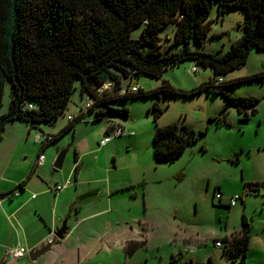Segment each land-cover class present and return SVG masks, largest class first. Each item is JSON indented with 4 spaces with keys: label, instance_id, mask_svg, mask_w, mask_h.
I'll list each match as a JSON object with an SVG mask.
<instances>
[{
    "label": "rangeland",
    "instance_id": "rangeland-1",
    "mask_svg": "<svg viewBox=\"0 0 264 264\" xmlns=\"http://www.w3.org/2000/svg\"><path fill=\"white\" fill-rule=\"evenodd\" d=\"M217 9L214 2L208 36L201 45H194L196 50L223 53L240 37L241 12L232 10L220 19ZM141 29L142 25L134 28L131 37L137 38ZM173 34V24L164 26L159 32L160 49L164 54L181 49L180 45L172 44ZM251 55L240 69L221 75L222 80L229 81L231 74L237 76L247 72L249 63L264 70L257 62V54L252 52ZM192 67L196 68L195 73L190 71ZM211 77L210 69L188 60L168 67L160 78L139 75L131 80L123 77L119 80L122 90L135 86L149 92L159 87L163 80L189 91ZM74 87L66 109L55 120L32 125L29 132L23 124H11L0 136V143L4 145L0 157L14 164L13 171L0 177V188L8 183L7 180L17 177L15 169L33 163L42 150L43 164L33 171L35 183L42 186L33 184L31 194L35 199L28 203L41 205L40 215L31 212L40 227L44 225L40 218L48 221L54 209V195L47 185L55 181H71L70 188L56 195V214L61 216L57 229L63 222L67 227L75 219L100 213L91 230L86 231L81 225L74 233L69 241L71 247L81 242L82 249L78 258L72 254L64 264H264V79L237 83L228 89L235 96H250L252 92L259 99L256 113H249L246 120L234 107H228L222 114L226 100L221 94L212 92L202 91L190 96L118 97L89 111L86 105L93 100L80 92L79 81ZM10 90L6 82L1 112L7 110ZM154 106L162 112L155 120L149 115ZM124 108L127 114L122 111ZM97 110H102L104 117H98ZM69 116L79 118L67 128ZM222 117L228 124L209 121V118ZM170 123L189 126L195 131L207 130L173 161L157 162L152 151L154 126ZM112 125L123 127L120 137H113L109 132ZM107 132L111 141L100 145L108 136ZM44 135L56 139L43 146L36 136L43 138ZM64 150L67 152L62 166L56 170L53 163ZM75 153L82 159L77 162L78 172L74 173ZM77 173L79 183L74 184ZM245 180L246 185L257 184L256 194L243 195ZM109 187L115 192L107 201L105 192ZM215 188H220L226 196L240 193L242 202L238 200L231 208L218 204L212 199ZM94 191L98 192L95 196L79 200L83 194ZM242 216L249 224V245L246 258L239 262L233 261L221 247H216L215 241L241 230ZM103 220L109 221L108 226H100ZM11 239L27 250L21 232L12 234ZM129 240H145V244L127 255L125 242ZM52 251L42 254L39 263L51 264L45 259L51 257ZM27 254L23 261L29 263Z\"/></svg>",
    "mask_w": 264,
    "mask_h": 264
},
{
    "label": "trees",
    "instance_id": "trees-1",
    "mask_svg": "<svg viewBox=\"0 0 264 264\" xmlns=\"http://www.w3.org/2000/svg\"><path fill=\"white\" fill-rule=\"evenodd\" d=\"M214 2L218 6L217 18L232 10H239L243 18L238 24L240 37L225 52L216 54L196 50L194 46L201 45L208 36ZM168 24L174 26L172 44L181 49L164 54L159 32ZM138 25H142L141 32L133 39L131 33ZM251 51L264 53V0H0V136L13 121L33 128L32 125L55 120L66 109L76 81L80 92L93 100L89 111L118 97L190 96L206 91L225 98L222 114L234 107L246 120L249 113H256L259 99L235 96L228 89L237 83L264 79V73L229 81L222 80L221 75L244 66ZM188 60L210 69L212 77L189 91L163 80L149 92L139 87L135 91L120 88V77L160 78L168 67ZM6 82L11 89L10 101L7 110L1 112ZM122 111L127 114L125 108ZM161 113L154 106L149 115L155 120ZM96 115L104 117V112L97 110ZM78 118L70 121L67 128ZM213 120L217 125L227 123L223 117L209 118L210 122ZM114 126L119 125H112L110 130ZM206 130L195 131L176 123L155 124L154 160L173 161ZM55 139L51 136L49 142L41 144L47 146ZM201 150L204 151L203 146ZM256 186L245 184L249 192H256ZM16 189H22V185ZM241 222V230L215 241L233 261L239 262L244 261L248 251L249 224L244 217ZM144 244L145 240H129L125 242V252L131 255Z\"/></svg>",
    "mask_w": 264,
    "mask_h": 264
},
{
    "label": "crops",
    "instance_id": "crops-1",
    "mask_svg": "<svg viewBox=\"0 0 264 264\" xmlns=\"http://www.w3.org/2000/svg\"><path fill=\"white\" fill-rule=\"evenodd\" d=\"M252 52H255L257 54V62L263 66V64H264V53L263 52L251 51L249 56H248L247 61L250 58H252L251 57ZM247 66H249V70L247 72L240 74V75H237V76H234L231 74L230 80L235 79V78H239V77L250 76V75L256 74V73H264L263 69L257 68V66H254L252 63H249ZM248 95L253 96L254 94H252V92H251ZM15 123L23 124L25 129L28 130V132L31 130L29 125H27L26 123L20 122V121L10 122L5 126V128H8V126H10L11 124H15ZM5 128H4V130H5ZM10 128H12V127H10ZM9 130H10L9 132L11 133L12 129H9ZM27 134H29V133H27ZM101 141H100V143H101ZM128 141H130V140H128ZM108 143H106V144H108ZM3 146L4 145L2 143H0V154L3 153ZM44 148L45 147H43L42 149H44ZM41 151H40V153H41ZM203 152H205V148H204ZM77 154L78 153H75V157L77 159H75V163H74L75 164V168L73 169L74 173L78 170V169H76V167L78 168L77 162L78 161L81 162V159H82V156L77 155ZM37 157H36V159H37ZM36 159L33 163H29L28 165L22 166V167L19 166V168L15 169L17 177L12 179L11 181L7 180L8 183L6 185H4L2 188H0V197L2 198V199H0V264H9L10 260H11L10 264H40L39 258L42 255L40 257H38L35 261H30L28 258L29 263H26V261H23L24 257L26 255H24L20 259H12L9 256L5 255L6 250H10V249L17 247V246L23 248L21 243L14 242L11 239L12 234L16 235V233L19 234L20 232L22 233V240L27 244V250L26 249L25 250L28 251V253L32 249H38L40 246L45 245L48 241H53V243H52V245L48 251H51V250H54V251H52L51 257H47L45 259V262L55 264V263H58L61 261L62 264H64L67 262L68 257L72 254L78 258L80 255V251L82 249V246H81L82 243L77 242V244H75L74 246L71 247V243L69 242L70 239L73 238L72 236L74 235V233L76 231H78V229L81 225H83L84 230H86V231L91 230L94 227V225L97 224L95 219H97V217L100 216L99 215L100 213L98 212V213L89 214L88 216L81 218V219H78V220L75 219L74 223L71 226H67V231H66V234L64 235L63 239L57 240L54 237V232L57 230V228H56L57 222L59 219H61V216L58 217L56 214V206L58 203V197L56 195L58 193L62 192L63 190L71 187L70 179H65V180H62V182L55 181L53 183V185H51V184L47 185L49 192L54 195V197L52 198V200L54 201L53 202L54 209H53V211L51 210V217L49 218L48 221L45 218H40L44 224L43 227H40L32 218L31 212H33V214L38 213L40 215L41 205L35 203L31 206V204H28L30 202V200L35 199L34 194H31V189L33 188V184H36L35 183L36 181H34L35 177H33V171L34 170L36 171L37 167L39 166V165H36ZM3 162H4L3 158L0 157V177H3V175L8 174L9 171H13V169H14V164L12 163V160L8 159V160H5L4 163ZM66 183H68V184L62 191H60L58 193H55L52 191V187L54 185H56V184H59V185L64 184L65 185ZM76 183H79L78 173L75 176V183L74 184H76ZM246 183L247 182L245 180L244 185ZM19 184L22 185V189L18 190V196H16V197L15 196H9L8 194L11 191H13L15 189V187ZM36 185L42 186L39 183ZM244 189H245V186H243V189H242L243 193H244ZM100 191H101V188L98 192L100 193ZM114 192L111 190V187L106 189L105 199L107 201H110L111 196L113 195ZM217 192H219L221 194V197L219 200H216L214 197L215 193H217ZM235 194L240 195V193L235 192V193H232V194H229L228 196H226L221 192L220 188H215L213 190L212 199H213V201H216L218 204L225 205V206L229 207V197L232 195H235ZM239 202H242V199H240ZM229 208H231V207H229ZM87 209H89V208L87 207ZM30 217L32 218V223L29 222ZM242 217H244V216H242ZM241 221H242V219H241ZM108 223H109V221L107 222V221L103 220L101 222L100 226H104V225L108 226ZM241 224H242V222H241ZM88 235H89V233H88ZM223 237H225V236H223ZM223 237H221V238H223ZM248 239H249V235H248ZM248 245H249V240H248ZM218 248H220V247H218ZM44 264H46V263H44Z\"/></svg>",
    "mask_w": 264,
    "mask_h": 264
},
{
    "label": "built area",
    "instance_id": "built-area-1",
    "mask_svg": "<svg viewBox=\"0 0 264 264\" xmlns=\"http://www.w3.org/2000/svg\"><path fill=\"white\" fill-rule=\"evenodd\" d=\"M264 66V64H263ZM190 71L192 73H195L196 72V68L192 67L190 69ZM219 81H221V79H219ZM104 87H108V85H105ZM136 90V87L135 86H132L130 88V91H135ZM90 106V102L87 103L86 105V108H88ZM75 117L74 116H69L68 117V120L69 121H72ZM109 132L112 133V136L113 137H120L122 134H123V128L122 127H119V126H114L112 128V130H110ZM41 139V142H49L51 140V136L50 135H44L43 138L41 136H36V140H40ZM111 140V136L109 135L108 133V136L104 137L100 143V145H105L106 143H108L109 141ZM43 146H45V144H42ZM43 161H44V156L42 153H40L36 159V165H42L43 164ZM68 183H66L65 185H59V184H56L52 187V191L55 192V193H58L60 191H62L66 186H67ZM252 194V193H256V192H249L246 190V188L244 189V193L243 195H246V194ZM9 196H18V190L14 189L13 191H11V193L8 194ZM215 199L216 200H219L220 197H221V194L219 192L215 193L214 195ZM241 199V195H232L229 197V207H234V205L236 204V202L238 200ZM50 242V241H48ZM215 246L217 247H221V244L219 242H215ZM28 251H26L24 248L22 247H14L10 250H6L5 252V255L9 256L10 258L12 259H20L22 258Z\"/></svg>",
    "mask_w": 264,
    "mask_h": 264
},
{
    "label": "water",
    "instance_id": "water-1",
    "mask_svg": "<svg viewBox=\"0 0 264 264\" xmlns=\"http://www.w3.org/2000/svg\"><path fill=\"white\" fill-rule=\"evenodd\" d=\"M66 152H67V150H64V151H61L57 155V157L55 158V161L53 163L54 169L59 170L61 168L64 157L66 155ZM96 194H97V191L83 194L82 196L79 197V200H84V199L89 198L91 196H95ZM66 231H67V227L65 225V222H63L62 226L54 232V237L57 240H61V239H63L64 235L66 234ZM52 243H53V241H50V242H47L45 245L40 246L38 249L30 250L28 253L29 260L35 261L38 257H40L42 254H44L45 252H47L50 249Z\"/></svg>",
    "mask_w": 264,
    "mask_h": 264
}]
</instances>
